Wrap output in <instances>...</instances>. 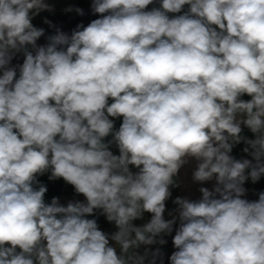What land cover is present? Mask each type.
I'll return each mask as SVG.
<instances>
[{
	"label": "clouds",
	"instance_id": "clouds-1",
	"mask_svg": "<svg viewBox=\"0 0 264 264\" xmlns=\"http://www.w3.org/2000/svg\"><path fill=\"white\" fill-rule=\"evenodd\" d=\"M44 10L0 0V264H145L137 250L166 243L177 218L170 264H264V191L243 198L264 175V0H92L100 18L38 45ZM241 141L255 163L230 154ZM191 158L193 180L215 185L166 220ZM46 172L85 202H46Z\"/></svg>",
	"mask_w": 264,
	"mask_h": 264
},
{
	"label": "crops",
	"instance_id": "crops-1",
	"mask_svg": "<svg viewBox=\"0 0 264 264\" xmlns=\"http://www.w3.org/2000/svg\"><path fill=\"white\" fill-rule=\"evenodd\" d=\"M45 2L50 5L51 10L41 11L38 15H35L31 21L35 27L44 29V35L37 41L38 45H46L48 43V37L55 35L57 30L71 35V33L76 30L77 25L82 24L86 27L93 20L100 18L99 14H95L92 11V0H45ZM153 6L158 7L159 5H150L149 10H151ZM77 9L82 10V14L77 12ZM186 9L187 6H185V10ZM45 21H48V23ZM29 50H31L30 46ZM23 59V53L16 54V56L11 61L10 67H15L22 64ZM17 75H19L18 69ZM241 99L249 100L251 97L245 94L241 97ZM111 102L112 101L110 99L109 103ZM121 123L122 117L115 118V129L118 130ZM242 129L243 136L247 137L248 139L255 138L254 134L247 127L242 126ZM111 139L112 137L109 136L106 138L105 142ZM246 146L247 145L241 141L240 143L234 145L230 154L237 160H253V157L249 153H245L243 151ZM110 150L113 152V154L119 155V150L115 144L110 146ZM253 163H255L254 160ZM197 164L198 161H196L194 158L189 159L188 163L183 165L179 169L177 175L174 177V185L170 186L171 196L165 202L166 209L164 218L166 220L172 219L173 215L178 216L175 211L178 208V205L174 203L177 197L187 198L189 200H199L202 196L199 191L201 187H207L209 190H211L215 185V179L206 182H197L193 180V172L195 171ZM132 171L135 172L137 169L132 168ZM50 175V172H46L43 175H39L37 177L38 182L47 187V192L45 194L46 202L50 203L53 197H58L60 203L65 206L69 202H85V197L82 194L76 193L72 185L66 183L62 178L49 179ZM244 187L247 191L243 198L248 199L249 201L257 200L258 193L264 191V175H262L261 178L255 183H253L249 178L245 181ZM87 218L95 219L97 221L99 229L108 235L110 245L117 247V250L119 251L115 241L111 240V235L118 231V228L114 222L107 221L106 217L101 213V210H96L93 216H89ZM150 219L151 213L145 212L141 219L134 220L132 223L134 226L141 227L148 223ZM176 223H179L178 218ZM157 249L160 251V256L156 259V264H161V262L162 264H170V256L174 251L166 247H160L157 243L152 245H141L137 251L141 255H143L145 251L149 253L147 259L145 260V264H149V261L152 259L151 253L156 252Z\"/></svg>",
	"mask_w": 264,
	"mask_h": 264
},
{
	"label": "built area",
	"instance_id": "built-area-1",
	"mask_svg": "<svg viewBox=\"0 0 264 264\" xmlns=\"http://www.w3.org/2000/svg\"><path fill=\"white\" fill-rule=\"evenodd\" d=\"M178 226H179V223H175L174 225H173V231H172V233L171 234H161V236L160 237H157V240H159V239H164L165 241H166V243H164V244H159V243H157L160 247H166V248H168V249H170V250H172V251H176V249H175V247H174V245H173V237H174V235H175V231H176V229L178 228Z\"/></svg>",
	"mask_w": 264,
	"mask_h": 264
}]
</instances>
